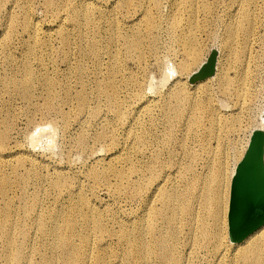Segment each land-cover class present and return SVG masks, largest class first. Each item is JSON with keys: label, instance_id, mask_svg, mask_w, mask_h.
Segmentation results:
<instances>
[{"label": "rangeland", "instance_id": "374dc122", "mask_svg": "<svg viewBox=\"0 0 264 264\" xmlns=\"http://www.w3.org/2000/svg\"><path fill=\"white\" fill-rule=\"evenodd\" d=\"M117 1L53 0V4L48 5L45 0H0V112L3 118L0 129L3 131L2 128L7 126L8 136L3 147L5 159L10 160V163L0 164V173L8 176L11 185L5 195L10 207V223L5 232L0 230V264H46L48 258L51 264H63L61 248L56 245L57 238H53V228L60 226L63 217L70 212L77 221L74 242L80 245L83 236L97 242L87 264H93L98 255L103 257V264H168L152 252H148L145 259L135 255L130 260L124 259L120 252L125 249L126 241L117 239L115 234L125 230L126 237L132 236V240L139 234L144 241L151 242L165 231L166 226L161 218L151 219L153 210L163 208L165 211L157 191L159 184L165 182L166 189L178 185L180 190L188 188L191 191L203 186L205 178L199 183L196 180L204 177L210 168L209 157L203 149L208 146L207 140H200V137H207V123L204 122V131L201 128L198 131L196 125L188 126L196 134L184 140V127H187L174 123L169 139L166 138L169 128L164 104L171 101L169 93L176 88H184L191 96H204L205 101L212 93L217 106L226 99L228 106H219L218 111L228 118L234 116L233 112L238 113V107L233 105L235 99L225 98L217 88H239L242 79L241 84L245 83L246 88L255 89L256 96L240 115L242 120L235 124V129L226 131V146L219 145L224 151L221 155H225L223 167L226 162V165L232 164L233 149L243 151L238 163L242 162L252 133L260 129L258 145L261 147L260 164H263L264 129L251 128L264 114V0H246L251 30L246 36L240 31L235 33L236 56L229 49L227 25L236 22L239 0H132L141 16L131 17L120 12L117 18L122 30L130 28L135 18L136 23L145 27V6L149 10L148 19L154 25L150 34L140 33L144 45L135 51L127 49L122 38L118 37L113 43L109 40L111 31L106 29L105 21L110 20V10ZM202 1L208 6L206 13L202 7L199 9ZM86 3L91 6L86 8ZM189 6L198 8L196 17L190 18ZM101 10L106 11V18H102ZM87 11L89 22L83 17ZM58 14L63 15L62 19ZM11 16L14 17L13 28L7 31ZM25 18L38 25L35 43L31 37L33 32L24 23ZM62 32L68 34L67 44L62 43ZM79 34L86 45L94 37L99 39V61L78 45ZM189 42L196 43L200 62H205L212 50L216 51L213 78L199 86L188 82L197 65L189 73L179 66L184 56L181 48ZM25 60H29L34 81L29 97L22 96L8 83L9 79L21 75ZM114 60L115 66H112ZM79 65L83 67L81 78L76 73ZM109 70H112L117 86L121 117L113 111H105L108 103L95 94L96 85L105 84L104 76ZM167 73L169 77L166 78ZM215 73L218 76L215 77ZM221 73L224 74L222 78ZM44 76L54 81L51 85L53 98H50L53 107L49 110L45 108L48 86L43 82ZM244 76L246 80H243ZM82 84L85 87L82 91L88 96V107L80 115L75 94L82 89ZM64 85L70 89L67 100L63 98ZM95 108L101 109L97 118L91 115ZM62 114L66 115L67 121L62 119ZM100 120L106 122L104 127ZM223 120L220 125L226 128V120ZM81 138L83 147L78 146ZM209 143L215 146L217 142L211 139ZM16 157L22 162L17 163ZM113 157H117L119 166L130 174L131 184L139 180L140 190L135 191L129 185L118 191V183L106 180L97 183L88 176L93 170L108 167ZM150 161H154V173L147 168ZM175 171H178L177 176ZM165 173H170L168 179H165ZM242 174L246 178L250 176L245 173V168ZM15 177H21L22 184ZM59 177L64 185L55 189L53 181ZM199 197V194L193 197V207L198 210ZM256 202V198H245L243 206ZM78 203L84 205L80 210L72 211L71 205ZM24 204L26 210L22 209ZM86 205L94 211L93 217ZM39 221L42 226L38 225ZM97 222L102 227H98ZM153 222L155 228H152ZM209 224H213L211 219ZM175 226L171 238L177 255L175 264L231 263L233 252L228 233L223 235L220 247L213 248L203 241L200 222L193 229V223L187 224L186 215L181 214ZM9 239L10 246L6 244ZM10 254H17L19 258H11ZM85 255L80 250L78 262L70 264H82ZM234 259L237 264H243L237 256Z\"/></svg>", "mask_w": 264, "mask_h": 264}, {"label": "bare ground", "instance_id": "6f19581e", "mask_svg": "<svg viewBox=\"0 0 264 264\" xmlns=\"http://www.w3.org/2000/svg\"><path fill=\"white\" fill-rule=\"evenodd\" d=\"M45 1L48 5L53 4V0H45ZM239 1L241 5L239 4L238 6L240 12L237 11L236 22L234 24L227 25L228 35L230 36V42H231V46L229 49L231 51V54L234 53L233 55L235 56L237 55L233 44L235 39V33L237 31H240L243 34V36H246L251 30V14L248 9L247 1L246 0H239ZM90 6L91 3H86V8H89ZM201 7L206 13L208 6L204 4L203 1L199 9ZM147 8H148L147 6L144 7L143 23L145 27L136 23V18H135L131 22L132 24L129 25L130 28L127 27L128 29L127 30L123 29L124 30L123 31L122 25L120 24V21L117 18L118 14L120 12H125L126 14H129L131 17H139L140 11L138 8H134V4L132 0H118L114 5V7L111 8L110 10V20L105 21L106 29H109L111 31L109 40L113 43V41L116 42L119 37L123 39L127 49L131 51L140 50L141 47L144 45V39L142 38L140 33L145 32L150 34L152 29L154 28V25L148 19L149 10H147ZM202 9L200 12H203ZM188 10L191 11L189 15L190 18H194L197 16L196 12L198 11V8L189 6ZM100 13L102 18H106L107 13L105 10H101ZM58 16L61 17V19L63 17L62 14H58ZM83 17L85 21L89 22L90 13L88 11L85 12ZM72 20L73 18H71V21ZM13 21H14V17L11 16L9 18L7 31L12 30ZM24 23L33 32L34 35H32L31 37L33 38V42L35 43L36 37L38 36L37 23L33 20L30 22L29 19L27 18L24 19ZM62 24H63V20H61L60 22V25ZM82 39L83 36L79 34L77 36L78 45L82 49L89 51V53H91L95 57V59L99 61L101 58V47H100L99 39L97 40L94 37L93 40L87 45L83 43ZM61 40L62 43L65 42V44H67L69 40L67 32H62ZM181 49H182L181 53L182 54L184 53V56L182 60L179 62V66L183 72L189 73L196 65L198 68H200V66L204 63L199 61L200 51L196 47L195 42H189L188 44L183 45ZM115 63L116 62L114 60L112 66H115ZM111 72L112 70L106 72L104 76L105 84L101 82L96 85L95 94L98 98H104L108 103V105L105 106V111H113L118 117H121L123 113L121 109V102L118 99L117 86L115 85ZM76 73L78 77L81 78L83 74V67H81V65L77 66ZM167 74L168 75H166V78L167 76L169 77V73ZM223 75L224 74L221 73L220 78H222ZM216 76H218V73H215V77ZM211 78L213 77L211 76L203 80H199L195 82L194 85L199 86L200 84L206 82L208 79ZM42 79L43 82L48 86V90H46L48 97L47 100H45V108L49 110L52 109L53 107V103L51 102L50 98L51 99L53 98V89L51 88V85L54 84V81L49 76H44ZM246 79L247 77L244 76L243 80ZM241 82L239 83V88H217L219 90L218 92H220L221 95L224 96L225 98L235 99L233 105H237L238 113L235 115V112H233L234 116H232L231 118L222 115L218 111L219 106L221 107L226 106V99L221 101L219 100L220 105L217 106L214 102L215 100H213L212 93H210L211 96H209L210 98H208L207 100L208 102L204 100V96L203 98H201L200 95L195 97V94L194 96H191L189 93L183 90L184 88H176L174 90H171V93H169L170 94L169 97L171 98V101L167 102V104H164V114L166 117L167 126L169 128L166 138L169 139L170 137L169 135L172 133L170 127L172 128L174 123L184 124L187 127L185 128L183 126L184 129L186 130V133L184 132L185 134L183 140L190 137V135L196 134L190 131L188 126L191 127L193 125H196L197 130L199 131V128L203 129L204 122L205 124L207 123V127L205 128L207 131V137H200V140L201 141L207 140L208 146H205L203 149L207 152V156L209 157L208 163H210V168H207V174L204 177L196 180V182L199 183L202 181V179L205 178V180L203 181V186L200 188H195L193 191L189 190L188 188H185V190L183 189L180 190L178 185H172L168 187V189H166L164 185L165 182L159 184L157 191L162 199L165 211L163 210V208L159 210H153L151 213V219L155 220L156 218H161L162 223L166 224L165 231L158 238L152 239L151 242L144 241L142 238H140L139 234H135L134 239L132 240V236L126 237L125 230H122V232H120L119 234H115L117 239L119 240L125 239L126 241L125 249L122 252H120V255L124 259L130 260L133 255H135L138 258L145 259L147 253L152 252L159 258L160 261L166 262L168 264H175L177 255L175 254L176 252L175 244L173 241H171V238L174 236V228H176L175 222L179 218V215L181 214L186 215L187 224L191 225L193 223V229H195L197 222L201 223V227H202L201 234L203 237V241H205L206 243H210L213 246V248L220 247L219 245L222 242L223 235L224 234L226 235V233H228L227 208H228V199H229V182L231 180L232 175L235 172L236 169L235 167L237 166V163L240 160L243 151L238 149H233L234 153L232 157L233 159L232 164L226 165L227 164L226 162L225 166L223 167L222 159L225 155H221L222 153H224V151L222 150V147L219 144L223 145L224 147L226 146V142L224 139L226 131L229 132L231 131V129L232 130L235 129L236 126L235 124L238 123L240 119V115L242 114L243 110L249 107V105L251 104L250 103L251 100L256 96L255 89L246 88L245 83L241 84ZM8 83L10 87L14 88L18 93H20L24 97H29L32 94L34 81H33L29 60H25V62L23 63V72L21 73V75L9 79ZM132 84L134 86L137 85V83H132ZM63 88H64L63 98L67 100L69 97L70 89L68 85H64ZM83 88L85 87L82 84V89L77 91L75 94V103H76L77 111L80 115L84 114V112L88 107V96L84 91H82ZM199 89L204 90V88H199ZM172 98L174 99L172 100ZM100 113H101V109L99 110L98 108H95L94 110H92L91 115L97 118L99 117ZM263 115H261L259 122L256 123L254 126H252L251 128L252 130L253 128L264 129ZM62 119L64 121H67L68 118L66 117L65 114H62ZM223 119L226 120L225 123L226 128L220 125V122L224 121ZM2 121L3 118L0 112V127L2 126L1 124ZM100 121L102 123V126L104 127L106 125V122L102 120ZM6 127L2 128L3 131L0 129V164L10 163V160L7 161L5 159L6 151H4V147H3L5 145V141L8 136ZM252 130H250L249 133H251ZM102 135L105 136L107 134H102ZM221 137H223V139ZM211 139H214L217 142L215 146L210 145L209 142ZM248 141L249 139L247 140V142L244 144L243 147H246ZM78 146L83 147L82 138L78 141ZM16 161L17 163H21L22 159L16 157ZM147 168L151 173H154L155 172L154 161H150L147 164ZM177 172L178 171H175L176 176H177ZM165 174H166L165 179H168L169 178L168 174L170 175V173L168 174L165 173ZM88 176L97 183H100L102 180H106L107 182L109 181V182L118 183V188H119L118 191H123V189H125L129 185H131L133 190L135 191H138L142 188V184L139 182V180H135V183L132 184L130 183L131 180L130 174L125 173L123 169L119 166V160L117 157H113V160L112 162H110L108 167L104 168L103 170H93L90 174H88ZM179 176L181 179V175ZM15 178L18 181H20V184H22L23 179L21 180V177H15ZM63 185H64V181L61 177L53 181V186L55 189H60L61 187H63ZM8 186L11 187V185L9 184V178L5 173L1 172L0 194L2 196L0 195V198L3 204L0 205V211L2 215V221L0 222V230L4 232L7 229L8 224L10 223L9 220L10 207L8 203V198L7 196H5L7 195L8 192L7 191ZM195 194H199L200 196L199 210L193 207L194 206L193 197ZM34 201H36V198H34ZM83 205H84L83 203L72 204L70 208L72 211L80 210ZM86 206L88 209H90L91 215L93 217L94 211L88 205ZM22 209L26 210L27 206L24 204L22 206ZM168 212H170V215L167 214ZM177 212L179 213L175 215ZM70 213L71 214L63 217L60 226L57 225L53 228V238L54 239L57 238L56 245L59 248H61L63 264H70L71 262L77 263L78 262L77 254L80 252V250L86 253L85 258L82 260L81 263L87 264L93 257L91 249L97 246V242L94 239H90L87 236L82 237L80 245H77L74 242L73 235L77 229V221L73 212ZM210 219L211 221H213V224H209ZM92 222L95 225L96 220L93 219ZM38 225L42 226V222L39 221ZM97 226L102 227V225L98 222H97ZM155 226L156 224L155 222H153L152 228H155ZM6 244L10 246L11 244L10 239L6 240ZM51 246L54 247L53 244ZM229 247L231 248L230 250L233 252L231 255L230 264H237V262H235L234 259L236 256L238 257L239 263L264 264V224H262L258 229H256L249 235H247L241 241L238 242L229 241ZM10 257L14 259L19 258L17 254H10ZM81 257L82 256H80V258ZM45 261L46 264H51V259L48 258ZM93 264H103V257L101 255L96 256ZM133 264H142V263L137 262Z\"/></svg>", "mask_w": 264, "mask_h": 264}, {"label": "flooded vegetation", "instance_id": "af4514ba", "mask_svg": "<svg viewBox=\"0 0 264 264\" xmlns=\"http://www.w3.org/2000/svg\"><path fill=\"white\" fill-rule=\"evenodd\" d=\"M260 168L262 170L260 177L256 173L257 169H254L252 171L256 172L250 173L247 179L242 174L243 168L241 166L237 169V175L231 185L229 182L227 230L229 227L233 234L246 237L264 224V170L262 166ZM245 198L248 200L256 198L257 202L254 205L248 203L244 207Z\"/></svg>", "mask_w": 264, "mask_h": 264}, {"label": "water", "instance_id": "95a60500", "mask_svg": "<svg viewBox=\"0 0 264 264\" xmlns=\"http://www.w3.org/2000/svg\"><path fill=\"white\" fill-rule=\"evenodd\" d=\"M215 62H216V51L212 50L210 55L208 56L206 61L200 66V68H198V70L193 72L188 77V82L189 83H195L199 80H203L207 77L212 76L215 72V67H216ZM261 133H262V130H260V129H257L252 133L247 151H246L244 157L242 158L243 161L238 163L236 170L234 172V176L232 178V181L235 179V177L237 175V169L241 166L243 168H245L246 174L256 172V171H252L254 169L255 170L257 169L256 173L258 174L259 177H260V174H262V170L260 167L262 166L263 170H264V157H263V164L261 165L260 164L261 147L258 145V140H259V138H261ZM244 179H246V178L244 177ZM238 227L244 228L241 226H238ZM228 236H229V239L231 241H241L245 238L244 236L233 234L229 230V227H228Z\"/></svg>", "mask_w": 264, "mask_h": 264}]
</instances>
